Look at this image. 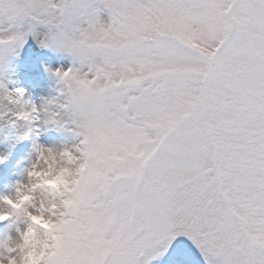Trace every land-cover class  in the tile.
<instances>
[{
	"label": "snow or ice",
	"instance_id": "1",
	"mask_svg": "<svg viewBox=\"0 0 264 264\" xmlns=\"http://www.w3.org/2000/svg\"><path fill=\"white\" fill-rule=\"evenodd\" d=\"M30 40L70 59L39 106L8 86ZM0 121L34 149L0 264H155L182 237L264 264V0H0Z\"/></svg>",
	"mask_w": 264,
	"mask_h": 264
},
{
	"label": "bare ground",
	"instance_id": "2",
	"mask_svg": "<svg viewBox=\"0 0 264 264\" xmlns=\"http://www.w3.org/2000/svg\"><path fill=\"white\" fill-rule=\"evenodd\" d=\"M46 67H51L53 69L58 68L57 64H47L43 63ZM34 78V88L31 89L24 84L23 81V72L17 67L16 63H11L10 65V78L15 81L14 84H9V88H18L21 89L25 97L31 99L36 105H40L44 99L50 98L57 94V89L59 87L58 83L55 81V78L46 72L41 67L30 68L29 69ZM37 94L39 101H33L32 95ZM15 134L14 139L7 141V147L0 152L2 158H5L7 162H11L12 159L16 160L17 163V173L16 177L10 175L3 186H8L7 190H0V196L11 195L14 192V187L17 182L24 179V170L30 165L32 159L34 158V149H33V138L30 135H27V130L24 127L11 128ZM50 133H56V138L48 139L47 135ZM64 131H57L56 129H49L44 132L42 135L46 136L45 142L40 143L47 147H62L65 144H72L74 142L72 135L68 136L63 135ZM73 140V141H71ZM26 146L27 149L20 154L17 152L21 147ZM7 167V164H6ZM7 171V170H6ZM8 172V171H7ZM4 172H2L3 174ZM4 232H0V238H3Z\"/></svg>",
	"mask_w": 264,
	"mask_h": 264
},
{
	"label": "rangeland",
	"instance_id": "3",
	"mask_svg": "<svg viewBox=\"0 0 264 264\" xmlns=\"http://www.w3.org/2000/svg\"><path fill=\"white\" fill-rule=\"evenodd\" d=\"M40 52H44L43 58L51 57V59H49V60H45V59L38 60V55ZM52 56L54 57V61L57 64V67H60L62 64L65 66L70 64L68 62L67 57H63V56L58 55L56 53H53L47 49H41L33 40H30L28 42V44L25 45L24 50L21 52L19 57L15 58V60L19 61L20 58L31 60L32 63L37 64L38 67H41L46 72H48L46 70L47 67L45 65H43V63L51 64V60H53ZM55 81H56V79H55ZM32 99H33V101H36V102L39 101V97L37 94H33ZM70 134H71V132H67V133L64 132L63 133V135L67 136V139H68V136ZM13 135H15L13 133V129H11L9 127H5L3 122L0 121V152L7 147V141L8 140L14 139V137H11ZM71 139H73V137ZM73 140H71V141H73ZM38 142L44 143L45 142V135H41L39 137ZM17 163L18 162L16 160H13V159L11 162H7V160L5 158H2L0 155V174H2V172L8 171V174L16 177L15 174L18 171L17 170V167H18ZM6 164H7V167H6ZM3 183H5V181L0 180V190H7L8 186H3L2 185ZM155 264H204V261H203L202 256L198 252V250L191 244V242L188 241L186 238L182 237L174 243V245L169 250L167 255L163 259L156 261Z\"/></svg>",
	"mask_w": 264,
	"mask_h": 264
},
{
	"label": "clouds",
	"instance_id": "4",
	"mask_svg": "<svg viewBox=\"0 0 264 264\" xmlns=\"http://www.w3.org/2000/svg\"><path fill=\"white\" fill-rule=\"evenodd\" d=\"M64 176H65V173L63 172H58L55 175H52V171L50 170L49 173L41 177V180L43 182L55 185V184L63 182Z\"/></svg>",
	"mask_w": 264,
	"mask_h": 264
}]
</instances>
